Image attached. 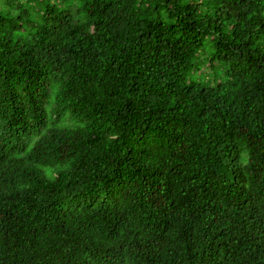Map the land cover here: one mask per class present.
Segmentation results:
<instances>
[{"label":"trees","instance_id":"1","mask_svg":"<svg viewBox=\"0 0 264 264\" xmlns=\"http://www.w3.org/2000/svg\"><path fill=\"white\" fill-rule=\"evenodd\" d=\"M73 1L0 0V88L40 95L2 160L0 264H264V0Z\"/></svg>","mask_w":264,"mask_h":264},{"label":"clouds","instance_id":"2","mask_svg":"<svg viewBox=\"0 0 264 264\" xmlns=\"http://www.w3.org/2000/svg\"><path fill=\"white\" fill-rule=\"evenodd\" d=\"M79 9L80 8H77L75 4L69 9V11L72 12V16H75L79 15ZM38 103H40V95H37L30 87L10 84L6 88H0V171L2 173H14V169L10 162H2V160L8 158L16 160L17 158L15 155H17L20 146H13L10 144L8 142V136L32 125L34 115L33 111L36 108L34 104L38 105ZM14 137L17 138L15 134ZM238 152L239 150L237 153ZM243 157L244 160L238 159L230 161V165L236 170L243 171L244 167L248 164V159L250 158L249 152L243 151ZM257 162L260 165L253 177L259 179L264 174V158L262 160H258ZM125 176L131 177V174L127 173ZM42 183L43 181H38L35 189L32 187V196L34 198L40 196L38 190ZM262 208H264V199L262 201ZM44 229L59 243V254L71 256L70 247L64 242L58 240V238L53 234L55 233L61 239L65 240L62 230H58L46 217H44V219L41 217L38 220V232L41 233V237L44 238L45 241H49L44 233ZM144 235L145 227L144 225H140L138 223L126 234L121 233L116 236L118 238L116 241L120 244H122V242L125 243L126 240L135 242L136 240L144 238Z\"/></svg>","mask_w":264,"mask_h":264},{"label":"rangeland","instance_id":"3","mask_svg":"<svg viewBox=\"0 0 264 264\" xmlns=\"http://www.w3.org/2000/svg\"><path fill=\"white\" fill-rule=\"evenodd\" d=\"M73 1V0H72ZM68 2H70V1H68ZM67 3V2H66ZM75 2L73 1V4H74ZM263 39H264V33H262L261 34V37H260V40L261 41H263ZM203 48H204V50L206 51L205 53V55H201V58H199L201 61H205V63L203 64V66H207L208 67V69H207V72L208 71H211L213 74L215 73V74H220V71H221V68L220 69H218V70H213L210 66H209V63H208V60H206L205 59V56H209L210 55V50H211V52H213L212 51V49H211V46L210 45H208L207 43H205V45L203 46ZM207 58V57H206ZM219 77H220V75H219ZM211 80V79H210Z\"/></svg>","mask_w":264,"mask_h":264}]
</instances>
